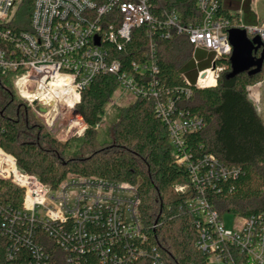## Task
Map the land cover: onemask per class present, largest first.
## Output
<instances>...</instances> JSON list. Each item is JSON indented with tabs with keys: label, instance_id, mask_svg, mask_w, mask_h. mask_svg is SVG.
<instances>
[{
	"label": "built area",
	"instance_id": "built-area-1",
	"mask_svg": "<svg viewBox=\"0 0 264 264\" xmlns=\"http://www.w3.org/2000/svg\"><path fill=\"white\" fill-rule=\"evenodd\" d=\"M20 3L0 0V74L8 77L18 98L47 122L61 109L71 112L82 122V136L86 125L76 112L82 93L100 75L116 77L124 94L153 102L167 127L174 162L186 168L196 194L184 206L194 218L198 250L228 264H264V211L237 217L233 229H226L207 195L221 182L236 179L240 169L225 167L212 156L193 159L187 137L205 124L176 108L178 93L189 98L192 87H214L225 71L220 61L232 54L230 23L219 14L220 1L197 0L202 22L183 26L180 15L165 9L161 0H105L100 6L91 0H34L29 30L16 32L11 28L17 25ZM139 28L145 30L149 55L123 72L115 53L130 44ZM240 28L264 43V21ZM172 31L186 35L193 53L204 52L211 60L208 68L197 71L193 85L183 75L185 87L169 90L157 80L154 37L169 39ZM263 85L247 88L258 111ZM0 180L23 191L18 207L0 202V264H48L49 255L39 243L43 236L74 257L69 264L85 255L96 256L101 264H132L148 256L135 186L70 174L52 189L22 172L1 148ZM188 189L179 185L174 190L185 194ZM150 257L153 264H162L157 254Z\"/></svg>",
	"mask_w": 264,
	"mask_h": 264
},
{
	"label": "trees",
	"instance_id": "trees-1",
	"mask_svg": "<svg viewBox=\"0 0 264 264\" xmlns=\"http://www.w3.org/2000/svg\"><path fill=\"white\" fill-rule=\"evenodd\" d=\"M33 1L21 0L15 13L17 25L11 29L29 30ZM91 1L100 6L105 0ZM161 3L168 11L180 15L183 26L202 22L197 0H161ZM250 3L251 0L243 2L244 19L254 20ZM219 14L229 20L230 29L240 28L237 14L231 15L222 7ZM131 36L130 44L115 53L123 72L132 63L145 62L149 55L145 30L136 29ZM154 38L160 85L169 90L183 88V75L193 85L197 71L192 73V57L197 59L205 53H193L188 37L175 31L169 39ZM260 54L261 50L256 58ZM229 59L220 61L225 71L214 87H192L189 98L178 93L176 108L201 118L205 124L201 131L187 137V151L193 159L212 156L225 167L240 169L236 179L221 182L215 191H209L207 200L220 217L230 213L244 219L264 211V123L247 94L249 86L263 80L264 62L259 74L231 75ZM118 91L116 77L100 75L82 93L76 111L86 130L78 154L64 159L70 142H58L46 132L32 109L18 98L8 77L0 74V148L15 158L22 172L37 177L52 189L70 174L135 186L140 198V220L147 237L142 247L148 256L132 264H153L150 256L155 254L162 264H208L211 256L198 250L194 218L184 206L195 198V191L186 168L174 162L167 127L158 118L154 103L132 98L129 105L117 109L116 122L107 130L105 139L99 141L106 109ZM179 185H189L188 191L176 193L174 189ZM22 195V190L0 180L1 203L18 207ZM39 243L49 255L48 264H69L67 260L74 258L47 236ZM77 264L101 263L96 256L85 255Z\"/></svg>",
	"mask_w": 264,
	"mask_h": 264
},
{
	"label": "rangeland",
	"instance_id": "rangeland-1",
	"mask_svg": "<svg viewBox=\"0 0 264 264\" xmlns=\"http://www.w3.org/2000/svg\"><path fill=\"white\" fill-rule=\"evenodd\" d=\"M252 8L258 13V17L260 20L263 18L264 13V0H251ZM245 27L246 26H243ZM210 58L204 56H199L197 58L198 64H193V71L192 73L196 72L197 70L203 69L209 66ZM191 75V74H189ZM188 80L190 79L188 76L186 77ZM261 82H264V77ZM132 98L128 95L124 94L123 91L119 90L115 95L110 104L106 109V114L103 117L102 125L99 129V141L102 142L107 134V130L117 120V109L125 107L130 104ZM257 109V108H256ZM77 112V111H76ZM260 118L264 123V85L261 89V97H260V111H258ZM79 115V114H78ZM80 117V115H79ZM40 121V124L43 125V128L46 132H48L51 136H53L58 142L68 143L70 142L69 146L67 147L64 159H70L78 154L79 148L81 146L80 139L84 136H80L78 134L80 130V122L78 119H73L71 112H66L61 109V112L55 113L52 117L51 121L47 122L39 117H37ZM81 118V117H80ZM82 119V118H81ZM222 221L226 227V229L232 230L235 222H237V217L230 213H225L222 216ZM215 258L211 257L208 264H228L225 261H218L215 262ZM214 261V262H213Z\"/></svg>",
	"mask_w": 264,
	"mask_h": 264
},
{
	"label": "water",
	"instance_id": "water-1",
	"mask_svg": "<svg viewBox=\"0 0 264 264\" xmlns=\"http://www.w3.org/2000/svg\"><path fill=\"white\" fill-rule=\"evenodd\" d=\"M228 39L232 47L230 56L231 75L248 72L249 75H256L261 72L264 62L263 43L254 37L250 39L247 32L241 28H234L228 31ZM261 50L259 58L256 54ZM204 75H202V78ZM43 112V109H40Z\"/></svg>",
	"mask_w": 264,
	"mask_h": 264
},
{
	"label": "crops",
	"instance_id": "crops-1",
	"mask_svg": "<svg viewBox=\"0 0 264 264\" xmlns=\"http://www.w3.org/2000/svg\"><path fill=\"white\" fill-rule=\"evenodd\" d=\"M243 2H244V0H224L221 3V7L224 10H227L228 13H230L231 15L237 14L239 16L240 27H242V25L246 26V27L256 26V25H259L260 23H262L264 21V13H263V18L260 20V18L258 17V13L252 8V2L250 3L249 7H250V12L254 17V20H252L251 18L244 19V13H243L244 11L242 8ZM197 52H201V51H197ZM202 53H204V52H202ZM205 56H206V54H205ZM192 59H193V57H192ZM193 62H194V60H193ZM197 71H199V70H197ZM209 262H211V261H209ZM214 263H218V261L215 260Z\"/></svg>",
	"mask_w": 264,
	"mask_h": 264
}]
</instances>
